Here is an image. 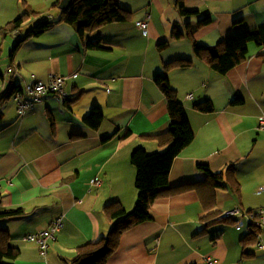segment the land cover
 Wrapping results in <instances>:
<instances>
[{
    "label": "crops",
    "instance_id": "obj_1",
    "mask_svg": "<svg viewBox=\"0 0 264 264\" xmlns=\"http://www.w3.org/2000/svg\"><path fill=\"white\" fill-rule=\"evenodd\" d=\"M60 1L0 0V47L12 49L36 20L50 16L48 21L56 22L27 38L11 58L10 49L0 52V94L10 82L21 88L58 74L69 98L61 102L45 94L21 118L13 97L0 101V204L22 208V214L0 219L8 243L19 248L9 264H66L76 246L108 233L113 220L105 213L107 203L133 207L131 153L138 146L161 150L143 134L169 127L166 100L153 77L164 62L178 57L191 63L172 67L168 79L194 131L170 166L168 183L179 188L152 203L150 220L121 234L106 264H264L252 244L248 249L254 255L242 256L244 233L237 236L232 226L217 224L234 222L219 218L221 211L238 207L247 223L250 213L264 207V129L258 128L264 115V61L258 54L264 46L248 43L247 59L220 74L194 56L184 25L208 15V24L192 36L212 46L264 22V0H184L186 9L197 10L184 16L175 0H127L130 5L119 0L126 7L116 0L128 18L90 28L83 39L72 25L57 22ZM21 3L30 9L29 22L14 29L11 19ZM136 20L147 21L145 32ZM175 27L183 32L178 38L171 37ZM87 39H100L102 47L86 48ZM204 99H210L212 111L194 107ZM93 109L100 111L96 127L84 122ZM202 163L221 173V186H213L206 171L197 168ZM61 213L64 226L43 255L25 236Z\"/></svg>",
    "mask_w": 264,
    "mask_h": 264
},
{
    "label": "trees",
    "instance_id": "obj_2",
    "mask_svg": "<svg viewBox=\"0 0 264 264\" xmlns=\"http://www.w3.org/2000/svg\"><path fill=\"white\" fill-rule=\"evenodd\" d=\"M175 8L182 16L193 15L196 14L197 11L186 9L184 0H175ZM127 18L128 12L121 8L116 0H72L69 8L60 12V17L57 22L72 25L75 32L83 39L84 33L90 28H96L99 25L113 21H125ZM209 21V16L205 15L199 17L197 21L191 24L186 22L184 24L186 26L185 34H188L192 39V52L194 56L205 61L211 69L220 74L227 73L230 69L247 59L248 43L254 42L258 46H264V22L251 28L238 29L233 35L219 40L218 43L212 46L196 43L192 36L193 30L205 26ZM237 21L236 19L234 22L236 23ZM239 21L241 22V20ZM54 23L48 21V19H43L40 21L39 26L34 25L25 36L16 39L12 49H10L11 51H9L10 53L8 52L10 58L14 56L15 51L17 52L19 50L28 36L40 34L44 30L49 29ZM10 24L12 25L13 23ZM11 25L8 24V26ZM8 26H6L4 31L9 30ZM13 28L17 29V26L13 24ZM35 31H37V33ZM182 33L181 30L175 27L171 31V37L178 38ZM90 40L87 39L86 42L84 41L86 48L92 49L102 47L100 39ZM258 56L264 61V52H261ZM189 63H191V59L185 57L171 59L164 62L162 71L156 73L153 77L154 82L162 91L166 100L169 114V127L160 133L143 134L144 137L155 140L157 146L163 150L147 152L142 146H138L131 153L130 161L135 167L134 185L137 190V198L133 207L127 210L117 200L107 203L104 206L105 213L110 221L113 220L108 233L97 240L76 246L74 256L68 259L66 264H106L108 256L117 248L121 234L134 225L150 220V207L152 203L158 198L167 197L175 193L176 189L179 188V186L171 187L168 183L170 166L176 155L193 140L194 131L188 121L184 105L176 97V90L172 88L169 83L167 72L172 67H185L188 66ZM17 86L10 82L6 91L0 94V101L3 100L4 97H13L16 91L21 90V88ZM240 98V96H237L233 101H238ZM194 107L203 112L212 111L213 109L210 99L196 102ZM99 114V110L96 111L93 109L85 116L84 122H87L90 126L96 127L98 124L95 120ZM197 168L206 171L209 181L213 186L222 185V176L220 172H212L208 165L203 163L198 164ZM233 188L236 192L239 190L237 182L236 186ZM20 214H22V208H5L0 204V219ZM219 214L220 212L217 215ZM58 216L59 214L51 220L47 228L53 225V222ZM252 225H254V222L248 221L244 223L240 229H236L234 226L237 231H242L244 229V234L240 239L243 243L242 256L254 255V253L248 249V246L251 244L254 245L256 249H259L255 243L256 236L262 234V228L254 226L250 229L249 227ZM63 226L64 221H62V226L59 230H61ZM59 230H55L52 237L48 238L47 247L45 249H40L37 246L43 255H45L49 243L56 239V233ZM8 236L9 234L6 229L0 226V264H9L14 257L18 256L19 248L8 243ZM259 251L264 255V248L259 249Z\"/></svg>",
    "mask_w": 264,
    "mask_h": 264
},
{
    "label": "built area",
    "instance_id": "obj_3",
    "mask_svg": "<svg viewBox=\"0 0 264 264\" xmlns=\"http://www.w3.org/2000/svg\"><path fill=\"white\" fill-rule=\"evenodd\" d=\"M135 24L145 32L147 30V21L146 20H137ZM65 79L63 76L58 74H50L48 79L44 81H34L32 83L25 84V88L23 90H18L14 93L13 98L16 102V113L19 117L23 115V113L27 110H32L34 105L41 101L42 96L45 94H53L57 97L58 101H64L67 99V94L64 89ZM192 93H188L187 97H191ZM258 128L264 129V115H261L258 118ZM95 183H98V179H94ZM236 216H239L237 219ZM245 216V212L240 210L238 207H234L228 209L220 214V217L234 218V226L236 229H240L244 225L243 217ZM64 214L61 213L53 222V225L50 228H43L36 231L33 234L27 235L25 237L26 240L35 243L40 249H45L47 247V241L49 237H52L53 232L59 230L62 226ZM254 222V226H258L262 228V234L256 236L255 245L259 249L264 248V207H259L256 211L250 213L249 220ZM210 261L208 262V264Z\"/></svg>",
    "mask_w": 264,
    "mask_h": 264
},
{
    "label": "rangeland",
    "instance_id": "obj_4",
    "mask_svg": "<svg viewBox=\"0 0 264 264\" xmlns=\"http://www.w3.org/2000/svg\"><path fill=\"white\" fill-rule=\"evenodd\" d=\"M121 1V0H120ZM118 2H119V0H118ZM120 3V2H119ZM123 3H126V4H129L130 5V3L127 1V0H123ZM120 5L121 6H123L122 5V2L120 3ZM123 7H126V6H123ZM29 8L25 5V6H23L22 5V3L20 4V5H18V10H17V15L13 18V19H11V23H13L14 24V26L16 25L17 26V29H18V27H20V29H22V27H23V25L25 24V23H27V22H29V16H27V14H29ZM45 19V18H44ZM46 19H47V16H46ZM13 24H12V26H13ZM39 24H40V21L39 20H36L35 21V24L34 25H37V26H39ZM34 25L28 30V32L34 27ZM27 32V33H28ZM36 33H37V31H35ZM26 33V34H27ZM25 34V35H26ZM24 35V36H25ZM36 35V34H35ZM34 34L33 35H30V36H35ZM30 36H28L27 38H29ZM30 46H34L33 45V43H30L29 45H27V48H28V50H30L29 48H30ZM1 48V51L0 52H2L3 53V51L5 50V54H7L8 53V51H9V49L11 48V46L8 48V47H5L4 48V46H1L0 47ZM23 53V49H21V54ZM21 88H22V90L25 88V83L21 86ZM236 218L238 219L239 218V216H236ZM243 219V218H242ZM244 221L246 222V219L244 218ZM217 224H221V225H224V227H233L234 228V222L233 223H230V222H226V221H219ZM235 229V228H234ZM33 233H35V232H32V233H28L27 235H30V234H33ZM235 233H236V235L237 236H240L241 234H243L244 233V229L242 230V231H235ZM99 239V238H98ZM18 240V238H15V241H17ZM23 240V239H22ZM97 240V239H96ZM24 241V240H23ZM28 242H30V241H28ZM18 244L20 245V246H23L24 245V243L23 242H21V241H19L18 242Z\"/></svg>",
    "mask_w": 264,
    "mask_h": 264
},
{
    "label": "water",
    "instance_id": "obj_5",
    "mask_svg": "<svg viewBox=\"0 0 264 264\" xmlns=\"http://www.w3.org/2000/svg\"><path fill=\"white\" fill-rule=\"evenodd\" d=\"M72 0H61L59 3V8L63 11L67 10L71 4Z\"/></svg>",
    "mask_w": 264,
    "mask_h": 264
},
{
    "label": "clouds",
    "instance_id": "obj_6",
    "mask_svg": "<svg viewBox=\"0 0 264 264\" xmlns=\"http://www.w3.org/2000/svg\"><path fill=\"white\" fill-rule=\"evenodd\" d=\"M61 11H63V10H61ZM47 18H50V16H47ZM137 21V20H136ZM7 73H10L11 72V70L9 69V68H7V71H6ZM17 74L15 73H11V74H9V77H13V76H16ZM62 76V75H61ZM65 79V78H64ZM37 81V80H36ZM34 82V81H33ZM30 83H32V82H30ZM26 84H28V83H26ZM21 90H22V88H21ZM68 98V97H67ZM63 102V101H62ZM21 118V117H20ZM234 208V207H233ZM259 208V207H258ZM231 209V208H230ZM224 211H226V210H224ZM224 211H221V213L222 212H224ZM220 213V214H221ZM220 214H219V218H224V217H220ZM228 218H231L233 221H234V218L233 217H228Z\"/></svg>",
    "mask_w": 264,
    "mask_h": 264
}]
</instances>
